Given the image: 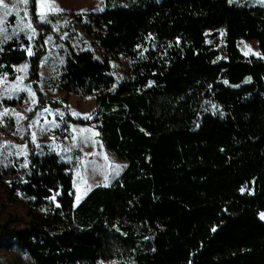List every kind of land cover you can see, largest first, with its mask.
<instances>
[{"label":"trees","instance_id":"trees-1","mask_svg":"<svg viewBox=\"0 0 264 264\" xmlns=\"http://www.w3.org/2000/svg\"><path fill=\"white\" fill-rule=\"evenodd\" d=\"M29 6L37 36L0 44V74L15 79L26 61L34 82L63 14L41 21L37 0ZM71 19L104 56L67 40L54 82L95 97L101 139L128 164L75 204L60 154L0 160V237L14 236L34 264H264V3L105 0ZM242 38L261 55L244 54ZM120 55L130 60L121 79ZM13 130L0 117V135Z\"/></svg>","mask_w":264,"mask_h":264},{"label":"rangeland","instance_id":"rangeland-1","mask_svg":"<svg viewBox=\"0 0 264 264\" xmlns=\"http://www.w3.org/2000/svg\"><path fill=\"white\" fill-rule=\"evenodd\" d=\"M57 1L55 0L53 4L52 0H45L43 8L46 17L54 13H62L63 16L53 22L58 31L53 32L54 34L50 32L46 38L47 53L43 57L40 76L34 81L36 86L29 79V64L26 61L16 65L15 79L0 74V102L3 97L20 98L17 104L7 106L2 103L0 106L2 121L7 117L14 120V130L0 135V160L9 163L14 162L16 158H26L31 148L37 152L54 151L60 154L72 165L74 198L75 204H78L93 187L100 184L108 185L117 179L126 168L128 161L105 147L100 136L99 121L95 119L97 116L95 97L68 93L54 82L65 57L67 40L77 50L91 48L98 56H104L102 47L95 37L71 19L74 14H84L89 8L99 10L103 4L95 3L93 0ZM233 1L264 3V0ZM4 3L7 9L3 7L4 10H0V44L20 34H25L34 40L38 32L32 21L29 0L27 3H23L22 0H4ZM62 4L72 9H62ZM50 8L62 11H49ZM41 10L40 0H37L38 17ZM5 12L9 14L5 15ZM11 14L15 20L10 18ZM239 46L246 55H261L257 41L254 39L242 38ZM29 51L32 53L31 48L28 53ZM129 64V58L124 55L112 59L113 71L119 79L124 77ZM68 117H83L90 121L74 122ZM59 193V190L53 192L54 201H57ZM0 264H34V262L22 250L14 236H3L0 237ZM100 264H134V262L124 258L103 260Z\"/></svg>","mask_w":264,"mask_h":264},{"label":"snow or ice","instance_id":"snow-or-ice-1","mask_svg":"<svg viewBox=\"0 0 264 264\" xmlns=\"http://www.w3.org/2000/svg\"><path fill=\"white\" fill-rule=\"evenodd\" d=\"M22 2L23 3H27V0H22ZM44 4H45V0H40V5H41V12L39 13V17H40V20L41 21H44V20H46V14L44 13V11H43V8H44ZM0 5H3V7L5 8V9H7V5H5L4 4V0H0ZM49 11H62L61 9H57V8H50L49 9ZM7 14H9V13H7V12H5V15H7ZM29 27H30V25H29ZM34 31V30H33ZM29 54H31V52L29 51ZM45 111H47V109L45 110ZM35 137L33 136V139H34ZM55 197H53V199H54ZM79 199V198H78Z\"/></svg>","mask_w":264,"mask_h":264},{"label":"crops","instance_id":"crops-1","mask_svg":"<svg viewBox=\"0 0 264 264\" xmlns=\"http://www.w3.org/2000/svg\"><path fill=\"white\" fill-rule=\"evenodd\" d=\"M93 1H95V3H98V4H101L102 3L103 6L101 8H99V10H97L96 8H89L87 11H84V13L85 12H89V11H100V10L104 9V7H105V0H93ZM52 2H54L53 4H55V0H52ZM57 2H61V1L58 0ZM4 4H6V3H4ZM62 9H72V8H70V7L65 6L64 4H62ZM77 9H79V8H77ZM0 10H4L3 9V5H0ZM10 16H11L10 18H12V20H15V19H13L14 16H12V14Z\"/></svg>","mask_w":264,"mask_h":264}]
</instances>
